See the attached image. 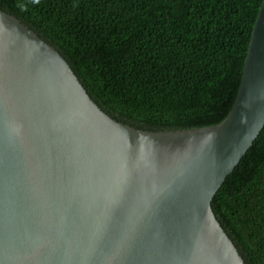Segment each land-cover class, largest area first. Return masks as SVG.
Returning a JSON list of instances; mask_svg holds the SVG:
<instances>
[{"label": "water", "instance_id": "obj_1", "mask_svg": "<svg viewBox=\"0 0 264 264\" xmlns=\"http://www.w3.org/2000/svg\"><path fill=\"white\" fill-rule=\"evenodd\" d=\"M264 126V0L218 124L148 130L0 9V264H245L211 200Z\"/></svg>", "mask_w": 264, "mask_h": 264}, {"label": "trees", "instance_id": "obj_2", "mask_svg": "<svg viewBox=\"0 0 264 264\" xmlns=\"http://www.w3.org/2000/svg\"><path fill=\"white\" fill-rule=\"evenodd\" d=\"M262 0H0L63 55L89 96L148 130L220 123ZM245 264H264V126L211 200Z\"/></svg>", "mask_w": 264, "mask_h": 264}]
</instances>
